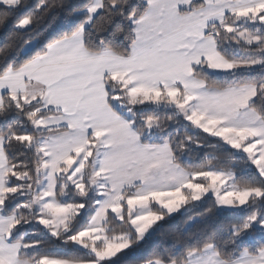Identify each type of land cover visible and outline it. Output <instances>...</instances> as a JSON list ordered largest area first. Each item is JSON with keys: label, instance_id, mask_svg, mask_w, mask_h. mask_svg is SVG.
<instances>
[{"label": "snow or ice", "instance_id": "1", "mask_svg": "<svg viewBox=\"0 0 264 264\" xmlns=\"http://www.w3.org/2000/svg\"><path fill=\"white\" fill-rule=\"evenodd\" d=\"M0 264H264V0H0Z\"/></svg>", "mask_w": 264, "mask_h": 264}]
</instances>
